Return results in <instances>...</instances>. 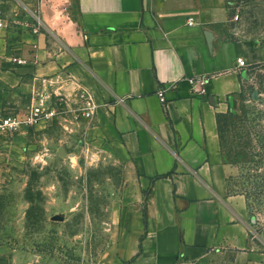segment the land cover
Instances as JSON below:
<instances>
[{"label":"crops","instance_id":"1","mask_svg":"<svg viewBox=\"0 0 264 264\" xmlns=\"http://www.w3.org/2000/svg\"><path fill=\"white\" fill-rule=\"evenodd\" d=\"M34 11L39 35L0 28V108L81 94L99 105L80 128L127 179L111 264H264L248 199L230 191L236 168L218 126L264 52L229 36L228 1L0 0L5 20L29 21Z\"/></svg>","mask_w":264,"mask_h":264},{"label":"rangeland","instance_id":"2","mask_svg":"<svg viewBox=\"0 0 264 264\" xmlns=\"http://www.w3.org/2000/svg\"><path fill=\"white\" fill-rule=\"evenodd\" d=\"M227 1L229 36L264 52V0ZM248 73L224 150L229 160L254 154L234 165L230 186L247 194L254 247L264 252V59ZM81 120L68 114L25 130L0 155V264H111L116 256L114 207L127 184L125 167L105 145L86 139Z\"/></svg>","mask_w":264,"mask_h":264},{"label":"built area","instance_id":"3","mask_svg":"<svg viewBox=\"0 0 264 264\" xmlns=\"http://www.w3.org/2000/svg\"><path fill=\"white\" fill-rule=\"evenodd\" d=\"M239 20V15L235 18ZM190 24H193L192 20ZM0 28H6L13 31L29 30L34 35L42 32L43 25L38 11L32 13V19L23 21L19 19L5 20L1 17L0 12ZM14 62L26 64V60L14 57ZM238 67L241 69L248 68L249 65L244 58L238 59ZM202 84L206 82L201 79ZM160 96L165 101V90L160 91ZM99 105L94 98L88 94H81L75 97H60L56 101L42 102L32 105L25 112L6 113L0 108V155L8 151L11 145L16 143V138L25 132L38 126L39 124H53L60 116L65 117L73 114L77 118L81 117L89 122H93L98 115Z\"/></svg>","mask_w":264,"mask_h":264},{"label":"trees","instance_id":"4","mask_svg":"<svg viewBox=\"0 0 264 264\" xmlns=\"http://www.w3.org/2000/svg\"><path fill=\"white\" fill-rule=\"evenodd\" d=\"M237 118H238V114L233 109H230L225 114H219L218 115L219 136H220V141H221V145H222V149H223L224 154H225V150H224V146H225L224 145V132H225V129L228 127L229 122H231ZM250 156L252 157V156H254V154L250 155L248 153L240 151V152L235 153V158L233 160H231V159L229 160L228 158L227 159H228L229 163L236 165L238 160L249 159ZM230 191L231 192H238V191H234L232 188ZM242 194H244L247 197L248 203H249V198H248L247 194H245V193H242ZM249 209H250V203H249Z\"/></svg>","mask_w":264,"mask_h":264},{"label":"water","instance_id":"5","mask_svg":"<svg viewBox=\"0 0 264 264\" xmlns=\"http://www.w3.org/2000/svg\"><path fill=\"white\" fill-rule=\"evenodd\" d=\"M60 154H61L62 156H65V155H66V151H65L64 149H62L61 152H60ZM54 220H55V221H63V220H64V216H62V215H57V216H55Z\"/></svg>","mask_w":264,"mask_h":264}]
</instances>
